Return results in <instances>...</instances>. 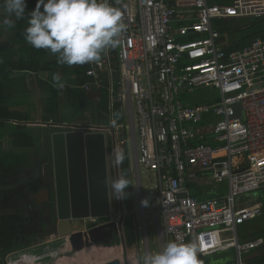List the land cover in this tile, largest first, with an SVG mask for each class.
<instances>
[{
	"label": "built area",
	"instance_id": "obj_1",
	"mask_svg": "<svg viewBox=\"0 0 264 264\" xmlns=\"http://www.w3.org/2000/svg\"><path fill=\"white\" fill-rule=\"evenodd\" d=\"M109 2L127 26L121 43L99 61L80 65L87 81L72 87L87 94L105 88L107 116L111 120L120 105L121 120L114 127L88 124L83 131L111 135L113 127L118 150L130 143L131 172L138 182L143 171L153 173L156 185L150 194L158 206H144L139 229H146L150 210L157 223V251L170 241L192 242L203 264L227 253H232L227 264H246L245 256L264 245L263 238L239 236V227L263 214L260 204L239 202L264 188V38L231 49L217 23L264 19V0ZM201 88L215 91L218 101H186ZM237 106L243 115L236 116ZM204 171L214 181H228L224 199L198 200L189 194L188 185ZM184 193L188 196L181 198ZM84 221L93 225L97 218ZM142 242L147 254L155 253L147 235Z\"/></svg>",
	"mask_w": 264,
	"mask_h": 264
},
{
	"label": "rangeland",
	"instance_id": "obj_2",
	"mask_svg": "<svg viewBox=\"0 0 264 264\" xmlns=\"http://www.w3.org/2000/svg\"><path fill=\"white\" fill-rule=\"evenodd\" d=\"M251 20L246 19L242 20L239 23H242L243 26L248 24ZM264 27V21L260 22V26ZM28 26L26 25H18L17 33L19 38V57H24L29 55L30 48L26 50L25 46L30 45L25 41L23 31ZM62 69V68H61ZM78 67H68L64 68V70H58V74L63 78L65 82V87L62 89L61 97L63 98L58 114L54 115L48 111L49 105L51 106L52 102V93H51V86H53V75L57 74L54 73L52 75H48L47 73H40L39 76H34L31 74H27L26 72H16L12 74L13 80L10 78L8 80L0 78V84L6 83V93L9 96L6 98L5 104L9 107V109L14 113L16 118L26 120V122L37 123L32 124L30 126H24L25 133H28L34 138L35 147L33 149H20L16 150H8L9 147H12L13 144L10 142L11 134H15L19 132V128L13 124L12 122H7L8 124L0 127V137L3 140H0V182H6V178H10L12 183H16L18 178L25 180V182L19 183L14 191L3 190L0 192L1 198L0 203L2 207L0 208V236L3 235V239H0V248L2 245L6 244L7 238L12 236V231H17L20 227V224H17L18 216L16 213L17 208L16 205L10 204L11 199L16 200L19 199L21 194H23L24 198L27 199L33 193V196H37L42 192H46V183L44 182L43 176L46 172L53 169V160H52V135L54 133L59 132H69L73 129L71 128H55L47 126L44 123L47 120H51V123H55L57 119L64 121L66 123H62L65 125H95V124H102V125H109L110 119L107 116V112L103 109L101 100L103 99V95L101 93L102 89L96 90L89 94H85L84 97L80 98L79 100L75 101V103L71 104L67 97L65 96L66 89L69 88L74 82V74L78 73ZM40 78V79H39ZM42 79V80H41ZM11 96V97H10ZM215 97V91L208 88H201L196 90L193 95V100L197 104H206L213 101ZM59 98H57L58 100ZM2 104V103H1ZM0 104V105H1ZM240 107V106H239ZM97 119V120H96ZM60 124V125H62ZM20 125V124H19ZM88 125V126H89ZM62 129V130H59ZM86 133H89L86 132ZM107 147H108V170L112 182L115 180V172H114V155L112 151V143L109 136H107ZM128 148L126 158L130 162L131 166L134 167V159L132 156L131 146L130 143H126L122 146V149ZM120 165V164H119ZM120 173L122 175V171L120 169ZM11 174L13 176H11ZM16 175V176H15ZM208 178H210L211 174L208 173ZM18 177V178H14ZM132 180V190L134 195V204L133 206L136 207V216L141 214L144 216L145 208L144 205L141 204L139 190L137 188V179L134 172V177L131 175ZM142 179H143V186H144V197L145 200L148 201V206L152 209H156L158 206L157 200H155L150 192L155 188L156 182L153 173H147L145 171L142 172ZM8 184V183H5ZM218 185L223 186V183H219ZM200 185L196 183H190L189 191L192 196H196L200 198V194H198L197 190L199 189ZM128 192V188L126 189ZM111 193L113 197H115L113 193V189L111 187ZM29 194V195H28ZM137 195L139 199L136 200ZM32 196V197H33ZM43 200L42 202H45ZM115 203V198L113 199ZM53 214H55V208L52 209ZM129 210V209H128ZM126 209V215L132 213V211H128ZM50 210H48L49 212ZM56 215V214H55ZM113 218L116 219L117 216L115 214V209L113 210ZM34 217V215H31ZM56 218V216H55ZM28 220V219H27ZM160 224H162V219L160 218ZM85 221H73L74 224V231H78L84 229L81 225H85ZM143 224V223H142ZM15 226V227H12ZM252 225L254 222L247 224L244 227H239L240 234H247L259 232L261 236H264V218L261 222L259 229H253ZM139 227H141V222L139 223ZM148 236L151 241V250L152 252H157L158 247L156 241L158 240V231H157V223L153 213L148 210L147 211V222H146ZM13 228V229H12ZM135 230V229H134ZM145 230L142 229V232ZM253 230V231H252ZM5 231H11L9 234H5ZM58 233L56 230H47L46 233L38 239L35 245H32L28 248H25L21 251H16L14 253L9 254L6 257L1 256L0 250V264H31L27 259L30 258L29 254L33 256H40L41 260L37 263H44V264H103L113 260H119L121 264H141V260L143 256L147 255L146 251L147 248L142 244L143 235H146V231L139 236V243L136 244L134 247L129 248V250H122L121 245L113 248H96V247H87L83 252H71L66 251L62 252L60 247L63 244V238L56 237ZM127 238H133V228H128L126 231ZM137 238H135L136 240ZM137 242V241H136ZM51 249L57 251V256L53 257L52 255L44 258L46 250ZM110 249H115L112 251ZM122 250V251H121ZM132 251V253H131ZM19 252H24L22 254H15ZM51 253V252H49ZM113 254L115 256H113ZM132 254V258L130 257ZM232 256V253H227L220 255L219 257L215 258L217 260V264H223V259H228ZM44 258V259H42ZM6 259H8L6 261ZM20 259V261H15Z\"/></svg>",
	"mask_w": 264,
	"mask_h": 264
},
{
	"label": "clouds",
	"instance_id": "obj_3",
	"mask_svg": "<svg viewBox=\"0 0 264 264\" xmlns=\"http://www.w3.org/2000/svg\"><path fill=\"white\" fill-rule=\"evenodd\" d=\"M26 7L27 0H4L8 15L0 20V26L15 27V21L24 19ZM27 23L23 31L25 41L37 50L50 52L58 65L69 67L99 61L106 50L120 45L119 37L127 27L120 9L109 0H37ZM53 82L60 90L65 87L58 73L53 75ZM120 118V113L114 112L110 124L116 126ZM114 158L117 165L121 164L124 151L116 150ZM129 186L130 181L123 175L111 185L118 199L127 197ZM142 203L147 206L148 201ZM198 253L195 243L170 241L161 251L143 256L141 264H203Z\"/></svg>",
	"mask_w": 264,
	"mask_h": 264
},
{
	"label": "trees",
	"instance_id": "obj_4",
	"mask_svg": "<svg viewBox=\"0 0 264 264\" xmlns=\"http://www.w3.org/2000/svg\"><path fill=\"white\" fill-rule=\"evenodd\" d=\"M37 0H27V7H26V13L24 19H21L18 21V24L26 25L29 13L34 10ZM251 21L243 26L242 23L237 22L236 20H227V21H221L218 23L219 29L221 33L227 34L229 39H231V45L229 48L231 49H239L243 48L246 45H248L252 40L256 38H263L264 37V27L262 25L260 26V22L262 20H256V19H250ZM9 50V45L7 43L0 45V74L5 78L6 80L9 79V75L13 70L18 69L19 71H23L26 73H32L36 76H38L40 73H47L48 75H52L54 73H57L58 70H62L64 68H68L67 65H58L56 62V57L52 55L50 52L46 50H37L33 48L30 45V54L29 59L27 61L20 60L17 62H12V58L10 55L5 56V52ZM15 54H13L14 56ZM71 67H78V73L77 76L74 77L75 84H85L87 79L85 78V70L86 68L84 66L80 65H74ZM70 67V68H71ZM62 68V69H61ZM75 84H72L69 86V88L66 89L65 96L67 97V100L70 101L71 104L75 103V101L79 100L80 98L84 97L85 92H82L78 89L73 88L72 86H75ZM6 83L0 84V127H3L7 124V122L10 121H19L23 122L26 120L18 119L14 115V113L9 109L6 102ZM51 93H52V99H51V106L49 105L48 111L50 110L51 114L57 115L59 106L63 100V98L60 96L62 93V90L51 86ZM101 93L103 95V99L101 100L103 109L108 112L109 110V101H108V91L104 88L101 90ZM57 98H59L57 100ZM218 101V95L215 92V97L213 101ZM186 101H188L192 105H197V103L194 102L193 97H187ZM115 112L120 113V105H115ZM121 116V114H120ZM121 120V118L119 119ZM46 122H51V120H47ZM58 124L66 123L64 121H61L60 119H57L54 121ZM206 121L195 124V126H200L205 124ZM190 125V124H189ZM194 125V124H192ZM19 132L13 135V146L15 148H23V149H31L35 147V141L34 138L29 135L28 133L22 132L24 130V126H18ZM61 128V127H56ZM62 130V129H59ZM63 132V130H62ZM199 141L194 142V144H199ZM127 151L125 152V154ZM122 175L125 176L130 181V186L128 187V195L126 197V205L130 211H133V202H132V180L130 177V163L128 159L126 158L124 161L120 164ZM11 176H13L11 174ZM16 176V175H15ZM18 178V177H14ZM25 182V180L18 178V181L16 183H12L10 178H6V182H0V192L5 190L14 191L16 186L21 183ZM8 183V184H5ZM32 194L25 199L23 194H21L19 199H16V210L19 213H16L18 216H15L18 218L17 224H20V227L17 231H12V236L7 238L6 244L2 245L1 250V256L4 258L8 256L10 253H14L16 251H21L25 248H28L32 245H35L39 238H41L47 230H56L57 231V221L53 217V213H47L48 207L44 205H37L34 200H32ZM29 195V194H28ZM2 207L0 203V208ZM31 215H34L32 217ZM134 218L133 215L130 216L126 227L133 228L132 219ZM28 219V220H27ZM12 227H15L12 225ZM1 229V228H0ZM13 229V228H12ZM11 231H5V234H9ZM2 234V233H0ZM133 238L129 239L128 246H131L136 243L135 241V232L133 230ZM0 239H3V235L0 236ZM5 241V240H4ZM7 258V257H6ZM7 261V260H6ZM264 263V258L257 260L256 264H262Z\"/></svg>",
	"mask_w": 264,
	"mask_h": 264
},
{
	"label": "water",
	"instance_id": "obj_5",
	"mask_svg": "<svg viewBox=\"0 0 264 264\" xmlns=\"http://www.w3.org/2000/svg\"><path fill=\"white\" fill-rule=\"evenodd\" d=\"M240 115L243 113L237 106L236 116ZM44 124L55 128L73 129L69 132L54 133L51 137L56 183L57 231L59 237L69 239L73 243L74 238L82 233L74 231L72 221H84L91 217L108 220L110 215L106 135L103 132L86 133L83 131L85 126L80 125H60L51 122ZM110 129L114 155L117 150L116 135L114 128L110 127ZM120 138L123 136L121 135ZM114 166L116 179H118L121 174L119 165L115 163V158ZM187 196V193L180 195L181 198ZM34 199H38L40 202L49 201L50 193L49 191L42 192L34 196ZM120 209L122 222L125 219V207L122 199H120ZM92 227L93 225H88V229ZM124 252H126L125 244ZM103 264H121V262L113 260Z\"/></svg>",
	"mask_w": 264,
	"mask_h": 264
},
{
	"label": "crops",
	"instance_id": "obj_6",
	"mask_svg": "<svg viewBox=\"0 0 264 264\" xmlns=\"http://www.w3.org/2000/svg\"><path fill=\"white\" fill-rule=\"evenodd\" d=\"M232 1L233 0H210V3L211 4H218V5H227V4H230V3H232ZM7 12H6V10H5V8H4V0H0V20H3L4 18H6L7 17ZM12 19L15 21V17L13 16L12 17ZM242 20H246V19H241V20H236L237 22H240V21H242ZM250 20V19H249ZM256 20H262V21H264V19H256ZM18 21H15V27H13V28H11V29H9V28H7L6 26H0V45L1 44H4V43H7L8 45H9V50H7L6 52H5V56L6 55H10L11 56V60H12V62H19L20 60H25V61H27L28 59H29V55L28 56H26V58H24V57H19L18 55H19V41H18V38H19V36H18V34H16L18 31H17V28H18ZM217 26H218V23H217ZM218 29H219V26H218ZM220 30V29H219ZM230 38V37H229ZM264 38V37H263ZM253 41V40H252ZM228 45L230 46L231 45V39H229V42H228ZM26 48V50H28L30 47H28L27 45L25 46ZM13 54H15L14 56H13ZM30 54V53H29ZM62 70H64V69H62ZM61 71V70H60ZM16 72H23V71H19L18 69H16V70H13L12 72H11V74L9 75L10 77V79L11 80H13V77H12V74L13 73H16ZM27 74H31V75H34V74H32V73H27ZM34 76H36V75H34ZM74 77L75 76H77L76 74H74L73 75ZM2 77V78H1ZM37 77H40L39 75L37 76ZM73 77V78H74ZM0 78H1V80L2 79H5V78H3V76L0 74ZM40 79V78H39ZM42 80V79H41ZM8 96H9V94H7ZM6 95V98L8 97ZM11 97V96H10ZM10 122H12L13 124H15L17 127L19 126V123H23V124H20V126H30V124H28V123H31V122H26V121H23V122H19V121H10ZM16 122H19V123H16ZM8 124V123H7ZM25 130V129H24ZM24 130H22V131H24ZM18 133V132H17ZM16 134V133H15ZM13 133L11 134V140H10V142H12V144H13ZM106 135V134H105ZM107 136H109L110 137V139H111V143H112V138H111V135L110 134H107L106 135V143H107ZM0 140H3V138L2 137H0ZM10 149H8V150H16V151H18V150H20V149H23V148H15L14 146H12V147H9ZM31 149H33V148H31ZM117 150H118V148H117ZM130 163V162H129ZM130 168H131V164H130ZM114 172H115V166H114ZM208 173H210L211 175V177L210 178H208ZM121 174V173H120ZM202 174V177L199 179V180H197V181H195V182H192V183H196V184H198V186L200 185V187H199V189L197 190V192H198V194H200L201 196H200V198H198V197H196V196H192L191 194H190V191H189V185H188V191H189V194L192 196V197H195V198H197L198 200H206V199H212V198H215V199H219V200H222V199H224L226 196H227V194H228V191H229V187H228V181H223V182H218V181H214V179L212 178V173L210 172V171H204V172H202L201 173ZM109 175V174H108ZM131 175H133V177H134V172H131L130 171V177H131ZM132 179V178H131ZM137 179V178H136ZM108 182H109V180H108ZM219 183H223L224 185L223 186H220V185H218ZM137 188H138V190H139V196H140V201H141V204H143L142 203V201H145V197H144V186H143V179H142V181H141V183H139L138 182V180H137ZM47 190V189H46ZM48 191V190H47ZM128 193V192H127ZM151 193V192H150ZM134 193H133V190H132V202H133V204H134V195H133ZM143 195V196H142ZM139 196L137 195V197H136V200H138L139 199ZM32 200H34L35 202H36V204L37 205H45L46 204V202H47V200L45 201V202H40L38 199H34V196L32 197ZM240 205H257V204H260L261 206H262V208H263V214H262V216H260V217H258V218H256V219H254V220H252V221H249V222H247L245 225H243L242 227H244V226H246L247 224H249V223H251V222H254V225H252V228L253 229H259L260 228V225H261V222L263 221V218H264V188L263 189H261L259 192H256V193H252V194H250V195H248V196H245V197H242L241 199H240ZM10 204H12V205H16L17 203H16V200H12V201H10ZM134 207V206H133ZM145 208V207H144ZM135 209V213H137L136 212V207L134 208ZM146 212V211H145ZM132 215H134V213H132ZM136 216V215H135ZM140 214H138V216H136L135 218H133L132 219V224H133V230H134V232H135V238H137L135 241H137L135 244H133V245H131V246H128V241H129V239H131V238H127L128 239V241H127V245H125L126 246V250H129V248H132V247H134L136 244H138L139 243V236H140V234H142V232H140V229H139V219H140ZM56 221H57V224H58V218H56ZM76 221H80V220H76ZM75 222V221H74ZM146 222H147V218L146 217H144V225L146 226ZM56 224V225H57ZM86 225H88V223H85V225L84 226H86ZM84 226H82V227H84ZM72 227L74 228V224H73V221H72ZM82 230H84V229H82ZM146 231V235H147V238H148V240L150 241V238H149V236H148V232H147V227H146V229L144 230V232ZM253 231V230H252ZM57 233H58V231H56ZM138 232H140V234H138ZM261 233H264V232H261ZM120 235H122V236H124V233H123V230H122V233L120 234ZM59 237V234H57L56 235V237ZM239 236H240V239H242V240H244V241H247V240H255V239H257V238H263L264 239V236H261L260 234H259V232L257 233V232H254L253 231V233H247V234H245V233H243V234H240L239 233ZM128 237V236H127ZM63 241H64V239H62ZM120 240H122V238H120ZM125 244V242H124V238H123V241H122V243H120V245H121V248H122V250H124V244ZM156 243H157V241H156ZM142 244H143V242H142ZM150 245H151V241H150ZM157 247H158V244H157ZM61 249V248H60ZM133 249V248H132ZM61 251L63 252V250L61 249ZM47 252V251H46ZM46 252H45V254H46ZM54 252H57V251H54ZM131 253H132V251H131ZM58 254L57 253H53V257H56ZM132 255V254H131ZM33 256V255H32ZM48 256H50V254L48 255ZM38 259H41V258H39L40 256H36ZM44 258H46V257H44ZM44 258H42V259H44ZM132 258V260H134V258L133 257H131ZM264 258V245L262 246V247H260V248H258V249H256V250H254L252 253H250V254H248V255H246L245 256V259H246V264H256L257 263V260H259V259H263ZM29 262L31 261V259L28 257V259H27ZM218 260V259H217ZM217 260H215V258H212L211 260H210V262H208L207 264H217L216 262H217ZM223 261V264H227V259H226V261L223 259L222 260ZM40 264H42V263H40ZM262 264H264V263H262Z\"/></svg>",
	"mask_w": 264,
	"mask_h": 264
},
{
	"label": "flooded vegetation",
	"instance_id": "obj_7",
	"mask_svg": "<svg viewBox=\"0 0 264 264\" xmlns=\"http://www.w3.org/2000/svg\"><path fill=\"white\" fill-rule=\"evenodd\" d=\"M106 155L108 156V147H106ZM52 160H53V150H52ZM108 160V159H107ZM107 167H108V161H107ZM119 168L121 169L120 165ZM122 171V170H121ZM108 174H109V170H108ZM44 178V182L46 183L47 186V190L50 193V200L46 202V204L44 206L48 207V210H50L47 213H52L53 212V208L56 207V203H57V199H56V183H55V170H54V160H53V169L49 170V172H46L45 175L43 176ZM111 177L110 174L108 175V180H109V200H110V215L108 216V220H102V219H97L96 223L93 224V227L91 229H88V225L84 226V230H78L76 231L77 233H82L81 235H78L74 238L73 243L70 242L69 239H64L63 244L61 245V249L63 250V252L66 251H71V252H83L87 247H96V248H101V249H109V248H113V247H117L118 245H120V243H122L123 238H124V242L125 245H127V235H126V231H127V227L126 224L130 218V216L132 215V213H134V218L136 217V213H135V207H133V211L132 213L128 215H126V209L128 210V207L125 203L126 198L122 199L124 207H125V219L124 221L121 222V209H120V199L117 198V196L115 195V197H113V194L111 193ZM115 180H116V174H115ZM33 196V195H32ZM0 198H1V194H0ZM115 198V203L113 202V199ZM13 199H11L12 201ZM42 206V205H41ZM115 209V214L117 216L116 219L113 218V210ZM129 211V210H128ZM55 214H56V209H55ZM55 214H53L54 219L55 218ZM91 230V232L89 233V231ZM124 233V236L120 235L122 233ZM120 238H122V240H120ZM84 246L83 248L80 249V247ZM112 250V249H110ZM30 259H31V264H33L34 260L37 263L39 260L36 256H32L31 254H29Z\"/></svg>",
	"mask_w": 264,
	"mask_h": 264
},
{
	"label": "bare ground",
	"instance_id": "obj_8",
	"mask_svg": "<svg viewBox=\"0 0 264 264\" xmlns=\"http://www.w3.org/2000/svg\"><path fill=\"white\" fill-rule=\"evenodd\" d=\"M47 252H46V258L48 257V255L50 254V255H52L53 256V253H57V252H54V250H51V249H48V250H46ZM112 251H115V249H113ZM122 251V250H121ZM49 252H51V253H49ZM113 256H115L114 254H113ZM51 257V256H50ZM130 257H132V255L130 256ZM33 264H38V263H36L35 262V260H34V262H33ZM42 264H44V263H42Z\"/></svg>",
	"mask_w": 264,
	"mask_h": 264
}]
</instances>
